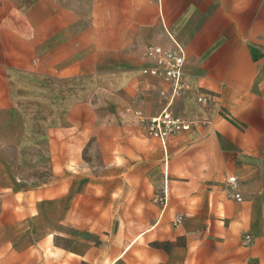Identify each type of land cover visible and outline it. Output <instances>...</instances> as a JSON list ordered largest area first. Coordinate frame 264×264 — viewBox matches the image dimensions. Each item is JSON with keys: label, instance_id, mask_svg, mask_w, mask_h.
I'll use <instances>...</instances> for the list:
<instances>
[{"label": "crops", "instance_id": "crops-1", "mask_svg": "<svg viewBox=\"0 0 264 264\" xmlns=\"http://www.w3.org/2000/svg\"><path fill=\"white\" fill-rule=\"evenodd\" d=\"M147 43L181 49L179 95L142 72ZM165 108L192 126L157 139L163 175L152 183L167 194L175 163L176 194L190 216L205 200L204 224L122 240L85 177L81 206H53L86 136L115 135L120 111ZM36 207L40 230L65 237L62 263L264 264V0H0V255L16 245L6 232L38 231Z\"/></svg>", "mask_w": 264, "mask_h": 264}, {"label": "rangeland", "instance_id": "rangeland-1", "mask_svg": "<svg viewBox=\"0 0 264 264\" xmlns=\"http://www.w3.org/2000/svg\"><path fill=\"white\" fill-rule=\"evenodd\" d=\"M148 117L140 109L123 110L117 115L115 135L86 136L83 151L71 153L69 171L62 177L66 179L65 182L62 185L54 184L59 192L54 190L53 206H81L85 201L78 193L85 177L95 182L96 190L105 192L101 196L102 206L108 209L104 217L113 227L115 225L113 230L122 240H131L148 229L152 231L150 237L153 238L163 225L171 229L165 232L161 230L160 234L164 233L166 239L168 233H172V227L188 222L189 218L204 224L208 218L205 200L192 201L193 206L198 207V212L190 216L189 201L179 199L176 194L175 163L173 167L169 165L167 194L163 192V187L152 183V177L163 175V165L158 140L143 132ZM169 154L173 162L176 159V141L171 142ZM77 158L83 167H76ZM109 164L111 166L106 168L105 165ZM61 193H67L71 199L55 198ZM40 202L38 198L37 203ZM31 212L38 231H28L30 228L26 224L19 232H6L5 237L14 240L16 245L14 247L11 241L6 246L4 254L0 255L3 264H67L61 262V252L54 247L58 245V240L65 237L59 229L41 231L45 224L44 217L39 215L37 207L32 208ZM52 226L56 227L54 222ZM165 248L167 251L168 248Z\"/></svg>", "mask_w": 264, "mask_h": 264}, {"label": "built area", "instance_id": "built-area-1", "mask_svg": "<svg viewBox=\"0 0 264 264\" xmlns=\"http://www.w3.org/2000/svg\"><path fill=\"white\" fill-rule=\"evenodd\" d=\"M143 57L150 62V65L143 68L144 74L157 77L168 83L171 88V95L177 96L184 89L182 79L185 57L179 47L167 48L156 43H147L143 51ZM201 104H206L207 99L199 97ZM192 123L184 120L178 114L165 108L157 114L148 117L145 132L148 137L165 142L171 136L188 131ZM232 186L237 184L235 177L227 178Z\"/></svg>", "mask_w": 264, "mask_h": 264}]
</instances>
